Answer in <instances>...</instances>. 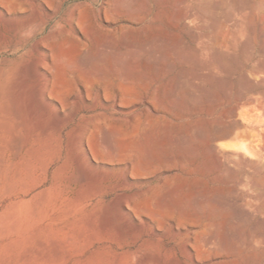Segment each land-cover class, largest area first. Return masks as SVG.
Masks as SVG:
<instances>
[{
  "label": "rangeland",
  "instance_id": "1",
  "mask_svg": "<svg viewBox=\"0 0 264 264\" xmlns=\"http://www.w3.org/2000/svg\"><path fill=\"white\" fill-rule=\"evenodd\" d=\"M0 264H264V0H0Z\"/></svg>",
  "mask_w": 264,
  "mask_h": 264
},
{
  "label": "bare ground",
  "instance_id": "2",
  "mask_svg": "<svg viewBox=\"0 0 264 264\" xmlns=\"http://www.w3.org/2000/svg\"><path fill=\"white\" fill-rule=\"evenodd\" d=\"M42 68V65L41 64H39V65H37V69L38 70H40ZM41 82L43 83V85L41 86V90H43V96L45 97L44 99H49L50 98V94H49V92H48V88H49V79L48 78H46L45 76H43V75H41ZM49 105V104H48ZM47 105V108H49V106H50V108H52V106L51 105H49L48 106Z\"/></svg>",
  "mask_w": 264,
  "mask_h": 264
}]
</instances>
